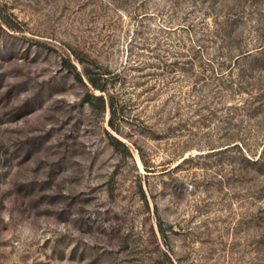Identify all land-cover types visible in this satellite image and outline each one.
<instances>
[{
	"label": "rangeland",
	"instance_id": "374dc122",
	"mask_svg": "<svg viewBox=\"0 0 264 264\" xmlns=\"http://www.w3.org/2000/svg\"><path fill=\"white\" fill-rule=\"evenodd\" d=\"M0 264H264V0H0Z\"/></svg>",
	"mask_w": 264,
	"mask_h": 264
},
{
	"label": "trees",
	"instance_id": "16d2710c",
	"mask_svg": "<svg viewBox=\"0 0 264 264\" xmlns=\"http://www.w3.org/2000/svg\"><path fill=\"white\" fill-rule=\"evenodd\" d=\"M4 20H5V22H7V24H9L10 26H13V24L10 22V20H8L6 18ZM64 62H65V66L67 67V69L69 71L73 72L77 76V78H79L80 80H83V77L85 76L87 78V80L89 81V83L91 84L93 90L104 91L106 89L107 83H106L105 76L102 72L96 71L92 67L84 65V70L82 73L81 70H79L78 66L74 62H72V60L70 58L65 59ZM90 96L99 100L102 103V106L104 109H106V107H108V109L110 110V113H111L110 120H109L110 125L113 128H116L114 117L117 115L118 110L115 106L114 96L109 95L108 100L105 97V94L95 95L94 93H92ZM118 142L124 144L120 140H118Z\"/></svg>",
	"mask_w": 264,
	"mask_h": 264
}]
</instances>
